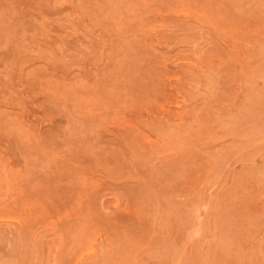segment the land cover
<instances>
[{
    "label": "rangeland",
    "instance_id": "374dc122",
    "mask_svg": "<svg viewBox=\"0 0 264 264\" xmlns=\"http://www.w3.org/2000/svg\"><path fill=\"white\" fill-rule=\"evenodd\" d=\"M0 264H264V0H0Z\"/></svg>",
    "mask_w": 264,
    "mask_h": 264
},
{
    "label": "bare ground",
    "instance_id": "6f19581e",
    "mask_svg": "<svg viewBox=\"0 0 264 264\" xmlns=\"http://www.w3.org/2000/svg\"><path fill=\"white\" fill-rule=\"evenodd\" d=\"M238 8H240V7H238ZM242 13H243V12H242ZM161 15H162V14H161ZM200 44H201V43H200ZM247 45H248V44H247ZM247 47H248V46H247ZM245 48H246V47H245ZM182 49H183V48H182ZM186 50H187V49H186ZM160 51H161V50H160ZM167 51H169V50H167ZM173 51H174V49H173ZM182 51L184 52V50H182ZM182 51H181V52H182ZM187 51H189V50H187ZM179 52H180V51H179ZM170 53H171V52H170ZM163 54H167V53L164 52ZM181 54H182V53H181ZM138 55H139V54H138ZM151 61H152V60H151ZM150 63H151V62H149V64H150ZM168 64H169V63H168ZM167 66H168V65H167ZM143 67H144V66H142V68H143ZM138 69H139V67H138ZM153 71H154V70H153ZM141 72H142V70H141ZM226 72H227V71H225V73H226ZM139 73H140V72H139ZM145 76H147V75H145ZM157 76H158V75H157ZM224 76H225V74H224ZM147 78H148V77H147ZM141 84H142V83H141ZM173 84H174V83H173ZM173 87H174V86H173ZM140 89H141V88H140ZM255 89H256V88H255ZM141 90H142V89H141ZM39 97H40V96H39ZM41 97H42V96H41ZM42 98H43V97H42ZM46 100H47V99H46ZM52 100H53V99H52ZM238 100H239V99H238ZM49 101H50V100H49ZM53 101H54V100H53ZM234 101H235V100H234ZM239 101H241V100H239ZM40 102H42V100L39 101V103H40ZM46 102H47V101H46ZM50 103H51V102H50ZM50 103H48V104L45 103V104L49 105ZM40 104H42V103H40ZM51 104H53V103H51ZM51 104H50V105H51ZM53 106H56V104H55V105L53 104ZM53 106H52V107H53ZM58 106H59V105H58ZM49 107H50V106H49ZM60 107H61V106H60ZM60 107H57V108L61 109L62 107H61V108H60ZM43 108H44V107H43ZM46 108H47V107H46ZM57 108H54V110L57 109ZM51 110H52V109H51ZM31 111H32V110H31ZM47 111H48V110H47ZM56 111H57V110H56ZM45 112H46V111H45ZM148 112H149V111H148ZM225 112H226V110H225ZM38 113H39V112H38ZM55 113H56V112H55ZM66 113H67V112H66ZM66 113H65V114H66ZM57 114H58V113H57ZM133 114H134V113H133ZM154 114H155V113H154ZM39 115H40V114H39ZM59 115H60V114H59ZM62 115H63V114H62ZM46 117H48V116H46ZM62 117H63V116H62ZM76 117H77V116H76ZM49 118H50V117H49ZM59 118H60V117H59ZM81 118H82V117H81ZM150 118H151V117H150ZM50 119H51V118H50ZM50 119H49V120H50ZM83 119H84V118H83ZM97 119H98V118H97ZM65 120H66V119H65ZM54 121H55V120H54ZM57 121H58V120H57ZM96 121H97V120H96ZM87 122H88V121H87ZM55 124H56V123H55ZM88 124H89V123H88ZM88 124H86V125H88ZM94 124H95V123H94ZM41 125H42V122H41ZM62 125H64V124L61 123V126H60V127H62ZM76 125H77V124H76ZM91 126H92V125H91ZM112 126H113V125H112ZM45 127H46V126H45ZM45 127H44V128H45ZM60 127L58 126L57 128H60ZM85 127H86V126H85ZM88 127H89V126H88ZM88 127H87L86 129H89ZM93 127H94V125H93ZM62 128H63V127H62ZM111 128H113V127H111ZM217 128H218V127H217ZM47 129H49V127H48ZM51 129H53V128L50 127V130H51ZM45 130H46V129H45ZM45 130H44V131H45ZM119 130H120V129H119ZM119 130H118L117 132H119ZM47 131H48V130H47ZM51 131H53V130H51ZM62 131H63V130H62ZM62 131H61V132H62ZM103 131H106V130H103ZM103 131H102V132H103ZM111 131H112V130H111ZM48 132H50V131H48ZM76 132H77V131H76ZM108 132H109V131H108ZM112 132H114V131H112ZM123 132H124V131H122V132H120V133H123ZM114 133H115V132H114ZM52 134H54V132H53ZM55 134H56V133H55ZM59 134H60V133H59ZM106 134H108V133H106ZM106 134H105V135H106ZM123 134H124V133H123ZM88 135H90V134L88 133ZM103 135H104V134H103ZM105 135H104V139H105ZM116 135H117V134H116ZM4 136H5V135H4ZM7 136H8V135H7ZM59 136H60V135H59ZM81 136H82V135H81ZM90 136H91V135H90ZM101 136H102V135H101ZM106 136H107V135H106ZM111 136H113V135H111ZM60 137H61V136H60ZM75 137H76V136H75ZM108 137H109V135H108ZM80 138H81V137H80ZM101 138H103V137H101ZM124 138H125V137H124ZM10 139H11V138H9V140H10ZM52 139H53V138H52ZM55 139H56V137H55ZM55 139H54V140H55ZM81 139H82V138H81ZM92 139H93V138H92ZM104 139H101V141L104 140ZM109 139H110V137H109ZM111 139H112V138H111ZM13 140H15V138H14ZM60 140H61V139H60ZM60 140H59L58 142H60ZM61 141H62V140H61ZM105 141H106V140H105ZM118 141H119V140H118ZM120 141H121V140H120ZM6 142H7V141H6ZM13 142H14V141H13ZM56 142H57V141H56ZM58 142H57V144H58ZM63 142H64V141H63ZM107 142H108V141H107ZM109 142H110V141H109ZM121 142L123 143V141H121ZM121 142H119V143H121ZM61 143H62V142H61ZM123 144H124V143H123ZM61 145H62V144H61ZM110 145H111V144H110ZM110 145H109V146H110ZM126 145H127V143H126ZM124 146H125V145H124ZM84 147H85V146H84ZM112 147H113V146H111V148H112ZM129 147H130V146H129ZM21 148H22V147H21ZM80 148H81V147H80ZM108 148H110V147H108ZM126 149H127V147H126ZM13 150H15V149H13ZM103 151H104V150H103ZM128 151H129V150H128ZM130 151H131V150H130ZM101 152H102V151H101ZM244 152H245V151H244ZM103 153H104V152H103ZM111 154H112V153H110V155H111ZM130 154H131V153H130ZM82 155H83V154H82ZM104 155H105V153H104ZM115 155H116V154H115ZM115 155H113V156H115ZM106 156H107V155H106ZM116 156H117V155H116ZM108 157L110 158L109 155H108ZM111 157H112V155H111ZM117 157H118V156H117ZM220 157H221V156H220ZM112 158H113V157H112ZM112 160H113V159H112ZM112 160H111V161H112ZM186 160H187V159H186ZM191 160H192V159H191ZM236 160H237V159H236ZM86 161H89V160H86ZM108 161H109V160H108ZM135 161H137V160H135ZM187 161H188V160H187ZM113 162H114V161H113ZM130 163H132V161H131ZM134 163H135V162H134ZM89 164H90V162H89ZM110 164H111V163H110ZM112 164H114V163H112ZM115 164H116V163H115ZM102 165H103V164H102ZM116 165L118 166V164H116ZM132 165H133V164H132ZM90 167H91V164H90ZM92 167H94V166H92ZM92 167H91V168H92ZM116 168H117V167H116ZM38 169H40V168H38ZM94 169H95V167H94ZM133 169H134V168H133ZM88 170H89V168H88ZM91 170H93V169H91ZM91 170H90V171H91ZM137 170H138V169H137ZM38 171H39V170H38ZM99 171H100V170H99ZM96 172H98V171H96ZM103 172H104V171H103ZM139 172H140V171H139ZM98 173H99V172H98ZM104 173H105V172H104ZM107 173H108V172H107ZM71 174H72V173H71ZM105 174H106V173H105ZM134 174H135V173H134ZM140 174H141V172H140ZM143 175H144V174H143ZM111 178H112V177H111ZM108 180H109V179H108ZM111 182H112V181H111ZM122 185H123V184H122ZM250 186H251V185H250ZM168 232H169V231H168ZM211 232H212V231H211ZM244 233H245V231H244Z\"/></svg>",
    "mask_w": 264,
    "mask_h": 264
}]
</instances>
